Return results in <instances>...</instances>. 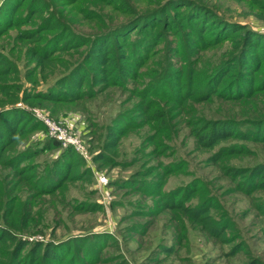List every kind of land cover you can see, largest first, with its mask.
<instances>
[{"label": "trees", "instance_id": "16d2710c", "mask_svg": "<svg viewBox=\"0 0 264 264\" xmlns=\"http://www.w3.org/2000/svg\"><path fill=\"white\" fill-rule=\"evenodd\" d=\"M24 1L0 0V17L7 18L6 23H0V35L12 25L32 24L21 29L15 39L25 40L32 45L27 48L25 55L27 61L33 64L36 74L44 78L53 75L57 68L62 67L59 61L64 54L73 48L85 49L77 51L81 56L80 61L67 68L64 71L66 73L58 77L55 86L45 91L22 87L18 81L16 64L0 52V166L8 167L11 173L0 179V264H5L4 259H9L10 264H53L59 260L60 255L55 254L54 243L29 240L20 234L31 233L32 229L43 226L44 210L37 211L39 217L33 212L39 201L38 196L51 194L64 187L68 181L78 180L84 172L78 171V163L87 162L71 145L62 148L60 141L53 137L35 140L42 143L41 147L27 145L22 149L17 148L19 143L26 142V133L36 131L41 122L30 112L32 108L17 106L16 102H26L32 107H40L44 102H76L88 94V90L84 91V85L87 84L101 90L111 85L123 87L128 79L136 80L135 68L139 69L145 64L153 44L165 38L168 29L175 32L184 28L187 30L181 36L185 43L183 52L187 53L185 58L188 60L183 63L185 70L173 71L170 67L166 70L169 73L166 76L178 82L174 83L175 90L171 94L157 91L154 83L148 88L156 96L167 97L170 108L166 111L160 103L143 99L135 110L151 121L154 153H163L160 147H167L166 142L172 135L169 130H175L181 123L188 127L197 146L209 151L206 160L233 179L238 189L246 194L257 190L264 192V161L249 168L229 166L230 157L239 153L244 145L227 144L232 140L264 142V28L253 29L239 22L225 21L215 7L199 0H165L161 4L157 0L153 7L140 12L135 11L137 7L132 0H29L31 10L26 12L24 19L16 20L15 13ZM101 3L131 13L132 21L115 31L101 30L92 35L77 31L73 25L74 12L87 20H97L94 8ZM174 7L182 10L172 11ZM259 7L264 8V0ZM211 23L214 27L209 28ZM134 30L137 34L131 37ZM47 31L53 34L46 38L43 32ZM227 40L229 47L220 61L210 66L208 61L199 60L201 52L209 46ZM192 54L197 57L189 59ZM182 76L185 77L181 82ZM205 103L213 104L215 112L212 116H204L193 107ZM222 104H228L227 108L223 106L218 109ZM178 116L180 118L173 122L172 118ZM134 122L122 124L131 128ZM245 126L249 128L242 129ZM124 132V128L111 127L99 151L91 153L92 161H104L112 165L113 159L109 154L116 149L118 138ZM30 147L33 150L28 152ZM61 148V159L52 162L46 171L56 183L44 188L41 183L40 187L39 180L33 179L35 167L30 163L21 164L42 152L59 151ZM147 155H152V151ZM65 156L71 163L61 167ZM156 166L138 172L137 176L148 177L153 176L155 170H161L154 175L155 181L147 183L146 189L159 195L161 205L174 213L179 222L182 223L180 215L187 217L208 235L230 245L233 239L227 232L231 224L225 219H217L213 214L218 208L212 197L207 195L206 184L195 178L183 187L161 194L162 178L173 172L174 164L163 165L158 162ZM30 179L31 189L35 191L33 193L25 189L24 185V181L28 184ZM120 183L121 187L144 188V181L139 179ZM197 192L201 195L199 204H187ZM31 197L34 198L32 203ZM65 202L69 204L67 199ZM257 207L264 214V205L259 203ZM69 208L81 212L95 210L92 205L85 203L73 204ZM53 218L60 224L57 216ZM86 238L80 243L83 247L88 245L89 237ZM25 250L27 254L23 253ZM235 253L237 247L231 245L226 255ZM71 257H76L75 261L80 262L75 253ZM251 264L261 263L255 260Z\"/></svg>", "mask_w": 264, "mask_h": 264}, {"label": "rangeland", "instance_id": "374dc122", "mask_svg": "<svg viewBox=\"0 0 264 264\" xmlns=\"http://www.w3.org/2000/svg\"><path fill=\"white\" fill-rule=\"evenodd\" d=\"M154 1L157 0H132V3L137 7L135 11L140 12L153 7ZM158 1L161 4L165 0ZM199 1L215 7L225 21L239 22L253 29L264 28V8L259 7L263 0ZM94 9L97 20H87L74 12L73 25L77 31L85 35L101 30L115 31L129 25L133 19L131 13L120 11L106 3H101ZM171 9L182 10L175 7ZM30 10V2L25 0L14 19H24V15ZM0 19L1 24L6 23L7 18ZM31 25L10 26L6 33L0 35V52L16 64L19 70L18 81L22 87L45 91L55 86L58 77L66 73L64 71L67 68L80 61L81 56L77 51L85 48H73L71 52L64 54L59 61V66L62 67L44 78L36 74L33 64L27 61L25 52L32 45L25 40L15 39L21 29ZM208 27L212 28L214 25L211 23ZM186 31L185 28L177 32L168 29L166 37L153 44L145 64L139 69L135 68L136 80L128 79L123 87L111 85L106 90H101L87 84L84 85V91L88 90V94L76 102H44L40 107L16 102L17 106L32 108L31 113L35 110L41 112L54 126L63 129L68 137L76 138L86 155L84 158L87 162L78 163V171H84L78 180L68 181L64 187L51 194L38 196L39 201L33 212L39 217L37 211L44 210L43 226L32 229L35 232L20 234L29 240L54 243L55 254L60 255V258L53 264H251L255 260L264 264V214L257 207L259 203L264 205V192L257 190L246 194L238 189L233 179L206 160L209 151L200 149L194 137L189 134L188 127L181 123L175 130H169L172 135L166 142L167 147H160L163 153L155 154L151 142L154 135L150 128L151 121L135 112L136 105L143 99L160 103L166 111L170 108L167 97L156 96L148 87L154 83L157 91L168 94L175 90L173 85L178 82L170 79L169 75L166 76V70L168 67L173 71L185 70L183 63L188 60L185 58L187 53L183 52L185 43L181 36ZM43 33L46 38L53 34L52 31ZM135 33V30L131 32V37H135ZM228 47V40L211 45L201 52L199 60L208 61L213 66L220 61ZM196 57L192 54L189 59ZM183 77L185 76H182L181 82ZM223 106L226 109L228 104H222L218 109ZM193 107L204 116H212L215 112L213 104H195ZM178 118L180 116L173 117L172 121L176 122ZM39 121L41 124L38 129L26 133V142L19 143L17 148L22 149L27 145L41 147L42 143L35 140L49 137L50 130L44 122ZM123 122H134L135 125L131 128L124 127ZM113 126L125 129L118 138L116 149L109 154L113 164L92 161L91 153L99 151L108 130ZM228 143L244 145L239 153L230 157L229 166L249 168L264 161V142L232 140ZM61 147L65 148L64 145ZM62 148L60 152L57 149L42 152L21 164L30 163L35 167L33 179L39 180L40 187L41 183L42 188L56 183L46 171L52 162L60 158ZM32 150L30 147L28 152ZM75 151L78 152L76 149ZM151 151L152 155H147ZM62 161L61 167L71 163L68 157ZM158 162L163 165L174 164L173 172L162 178L161 194L183 187L195 178L206 184L207 195L212 197L218 208L213 214L217 219H225L231 224V229L227 232L233 239L230 245L208 235L187 217L180 215L182 223L179 222L174 213L161 205L159 195L146 189L150 182L156 180L154 175L161 170H155V174L148 177L137 176L138 172L148 167H157ZM7 174H11L9 168L0 166V179ZM132 179L143 180L144 188L138 190L135 186H120L121 181ZM24 185L30 193L35 192L31 189V179L28 184L24 181ZM66 199L69 204H66ZM30 200L32 203L34 198L31 197ZM200 201L201 195L197 192L195 198L187 204L197 205ZM78 203L90 204L95 210L81 212L69 208ZM54 215L58 217L60 224L56 223L58 220H54ZM86 237H89V242L83 247L80 243ZM231 245L237 247V253L226 255ZM68 248H71V252ZM23 253L27 254V250ZM73 253L80 262L75 261L76 257L71 259ZM1 254L0 248V259ZM4 263L10 264L9 259H4Z\"/></svg>", "mask_w": 264, "mask_h": 264}, {"label": "built area", "instance_id": "2783aa9c", "mask_svg": "<svg viewBox=\"0 0 264 264\" xmlns=\"http://www.w3.org/2000/svg\"><path fill=\"white\" fill-rule=\"evenodd\" d=\"M32 114L34 117L41 120L48 126L50 130L49 137L59 140L61 145H64L65 147L69 145L73 146L78 151V153H80L83 157H86L85 153L83 152L84 149H82L81 144L76 140V138L68 137L63 129L54 126L53 123L49 119L45 118L41 112L35 110L32 112Z\"/></svg>", "mask_w": 264, "mask_h": 264}]
</instances>
